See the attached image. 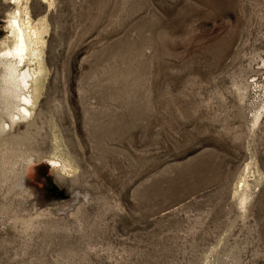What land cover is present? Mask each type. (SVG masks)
I'll return each mask as SVG.
<instances>
[{"label":"rangeland","instance_id":"rangeland-1","mask_svg":"<svg viewBox=\"0 0 264 264\" xmlns=\"http://www.w3.org/2000/svg\"><path fill=\"white\" fill-rule=\"evenodd\" d=\"M14 2L0 264H264V0ZM18 8L29 66L3 57ZM9 65L39 72L23 118Z\"/></svg>","mask_w":264,"mask_h":264},{"label":"bare ground","instance_id":"bare-ground-1","mask_svg":"<svg viewBox=\"0 0 264 264\" xmlns=\"http://www.w3.org/2000/svg\"><path fill=\"white\" fill-rule=\"evenodd\" d=\"M15 1L16 3H14L18 4V1L20 0ZM21 9L22 8H18L14 16L11 17L9 20V28L13 38V46L12 48L5 51L6 53L3 55V57H9L10 60L11 58H13L20 65L24 64L26 66L28 65L30 56L33 54V48L42 44L41 30L43 29V27L40 22L35 23L31 19L29 13L27 12V9ZM21 11L25 12V19L21 18ZM16 61H14V64ZM18 67L16 65L8 66L6 70L7 74L5 77L6 85H13L5 87V91L13 94L16 100H19V117L23 118L26 115H30L31 110H29V107H32L34 105L35 97L40 92L42 85L39 83L38 78L36 76L39 72L31 70L30 67L25 68V70H20V67ZM11 81H14V83H11ZM52 165H54L58 169H61L64 172H68L71 168L69 164L64 162L60 163L53 161ZM250 167L248 170H250ZM242 183H244L243 187H246V189H248L249 184L247 183V181L245 180ZM247 198V191L242 190V193L239 197V202L244 205L248 201Z\"/></svg>","mask_w":264,"mask_h":264}]
</instances>
